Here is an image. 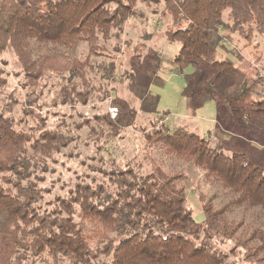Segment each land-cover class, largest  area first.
<instances>
[{"label":"trees","instance_id":"obj_1","mask_svg":"<svg viewBox=\"0 0 264 264\" xmlns=\"http://www.w3.org/2000/svg\"><path fill=\"white\" fill-rule=\"evenodd\" d=\"M138 2L163 5L167 39L180 45L172 62L183 75L186 96L226 105V119L243 135L264 118V80L216 57L223 30L241 31L246 39L251 31L264 36V0H0V56L13 53L23 87L31 90L22 114L36 122L26 128L23 118L0 112V264H231L229 255L237 250L247 264H264V221L231 216L235 207L264 212V168L243 152L226 155L210 147L181 126L142 129L149 147L145 170L138 163L101 171L100 181L77 183L50 208L42 205L47 162L71 138L46 128V118L35 110V90L49 75L58 76L64 82L55 101L85 104L92 58L104 55L99 43L120 39L127 20L138 15ZM226 10L229 26L222 19ZM80 44L86 47L82 58L73 55ZM142 46L132 48L134 57ZM146 55L158 64L152 49ZM2 65L0 58V90L7 83ZM103 71L109 80L113 63ZM101 119L118 131V118ZM152 149L199 168L230 199L218 206L215 196L198 189V223L187 203L188 175L168 171ZM214 238L232 243L229 254L213 248Z\"/></svg>","mask_w":264,"mask_h":264},{"label":"rangeland","instance_id":"obj_2","mask_svg":"<svg viewBox=\"0 0 264 264\" xmlns=\"http://www.w3.org/2000/svg\"><path fill=\"white\" fill-rule=\"evenodd\" d=\"M136 9L138 15L127 20L119 40L112 37L99 43L104 55L92 58L93 69L87 73L92 89L85 104H59L55 101L64 82L58 76L49 75L35 90L38 105L35 110L46 118V128L71 138L69 144L47 162L49 172L40 186L44 190V208H50L56 198L66 197L77 183L100 181L101 171L109 172L126 164L135 167L138 163L144 164L143 154L149 147L142 133L150 132L154 124L155 127L166 126L169 130L184 127L204 137L210 147H216L226 155L243 152L246 160L264 168V118L256 120L252 132L243 135L233 120L226 119L229 112L226 105L217 107L213 102L199 103L186 96L183 75L172 62L180 45L167 39L169 19L163 5L146 6L138 2ZM222 19L230 25L227 10ZM222 33L226 38L222 41L223 48L217 49V59L231 61L249 76L264 80V36L254 31L249 39L241 31L223 30ZM138 44L143 46L139 56L134 57L132 48ZM148 49L158 56L157 65L147 57ZM85 52V45L80 44L73 55L82 58ZM0 58L7 81L0 90V112L10 114L14 119L23 118L24 126L31 128L36 122L22 114L25 94L31 90L23 87L25 80L13 53L6 50ZM110 62L114 65V72L106 80L103 67ZM78 90H82L81 87ZM262 91L264 94V86ZM103 117L120 120L115 134L101 119ZM151 154L168 171L182 170L188 175L187 203L198 223L203 219L196 196L198 189L209 197L215 196L218 206L230 199L227 191L217 182H210L194 165L176 161L157 149H152ZM143 169H146L145 164ZM231 216L248 221L258 216L264 221V212L258 208L235 207ZM211 244L227 254L232 248L230 241L221 242L215 238ZM228 262L247 264L239 250L229 255Z\"/></svg>","mask_w":264,"mask_h":264}]
</instances>
